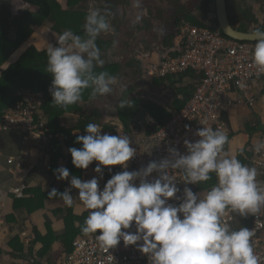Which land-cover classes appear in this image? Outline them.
I'll list each match as a JSON object with an SVG mask.
<instances>
[{
	"label": "clouds",
	"instance_id": "1",
	"mask_svg": "<svg viewBox=\"0 0 264 264\" xmlns=\"http://www.w3.org/2000/svg\"><path fill=\"white\" fill-rule=\"evenodd\" d=\"M83 29V36L64 31L58 46L48 44L46 49L47 72L53 77L49 91L53 104L63 108L83 102L85 90L90 89L89 99L95 100L110 94L117 84L114 75L95 71L105 63L96 43L98 37L114 34L106 15L90 10ZM250 39L256 41L253 64L264 73V30L256 29ZM117 44L114 39L113 47ZM86 132L76 140L83 147L69 149L76 168L86 170L96 161L94 171L100 179L101 166H121L125 170L113 175L103 190L95 177L82 181L73 176L69 180L70 172L65 167L55 174L57 180H68L71 188L78 190L79 200L90 210L81 231L94 234L102 249L115 248L123 240L126 247L137 245L148 256L149 264H260L254 248L255 231L247 227L233 230L224 217L229 211L241 217L258 216L264 210V182L258 181L255 167L225 151L230 141L224 132L204 126L196 132L199 140H185L187 154L169 148L168 158L152 161L138 171H127L128 162L136 155L127 135H102L101 125L93 122L86 125ZM261 149L264 142L255 145L257 152ZM173 170L180 171L185 185L178 206L169 203L180 199ZM153 173L157 176L149 180ZM213 173L217 183L206 192L194 193L187 187L210 181ZM48 198H58L68 207L75 199L71 189L60 193L55 188ZM133 224L135 232L125 231Z\"/></svg>",
	"mask_w": 264,
	"mask_h": 264
},
{
	"label": "crops",
	"instance_id": "2",
	"mask_svg": "<svg viewBox=\"0 0 264 264\" xmlns=\"http://www.w3.org/2000/svg\"><path fill=\"white\" fill-rule=\"evenodd\" d=\"M13 2L17 6L16 1ZM259 24L261 25V22ZM165 30L167 31L163 32H173L176 36L177 31L166 28ZM110 33L112 32L103 34L107 36ZM182 42V37L178 33L173 40L169 39V42L160 43L162 51L160 54H158L159 50H152L146 58L136 57L140 63H136L138 65L137 76L143 81V84L146 85L144 81H147L148 95H145L143 91L137 93L135 84L129 81H127L128 87L124 89L125 77L127 78L128 71L132 70L133 66L130 63L133 62L130 61L129 65H127L128 62L123 64L118 60L120 57L116 59L117 55L115 56L112 50L114 47H111L101 50L105 63L103 67H97L105 69L108 66H116V71L111 75L117 77V84L113 86V91L110 94L90 100L91 90H85L83 96L87 99L79 104L78 110L67 111L63 115V124L58 127L55 125L56 113L49 112L43 107L41 115L48 125V133L41 138L24 135L20 132L0 134V264H49V262L52 263L51 257L55 252L65 250L61 241L55 243L52 250L41 261L40 251L43 246L34 244L38 236L47 240L62 239L66 235L65 220L69 213H72L77 220L82 221L86 219L90 211L83 206L78 198V190L71 188L68 180H57L55 170L61 167L67 168L70 172L69 180L75 176L83 181L87 173H91L92 177H100V174L94 171L98 162L94 161L86 170L78 169L72 166V157L69 152L70 148L83 147L76 140L78 136L87 135L86 125L90 122L101 125L102 135L118 136L123 133L133 139L143 140L151 134V127L158 125L159 122L153 114L135 102L140 97L154 102L166 111L176 112L179 96L174 89H196L200 75L190 73L185 75L183 80L180 79L181 76L169 77L164 80L150 76L149 71L154 64L177 56L181 50ZM15 55L16 53L3 65L0 75L10 65L16 63L13 59ZM130 59L134 60L132 57ZM254 90L255 106L250 105L236 90L224 97L228 106L224 122L230 130V136H228L230 143L225 145V151L236 156L243 164L255 167L258 171V181L264 182V168L258 167L254 162L257 153L255 145L264 140V80L256 81ZM126 96H128L127 102L124 103ZM162 97L167 99L162 101ZM130 102L134 105L132 111L127 110V105ZM121 103L124 104V107H120ZM144 113H146L145 120H142ZM63 128L70 132V135H65L60 131ZM10 160H13L12 164L9 163ZM152 161L154 160H150L149 156H146V163L138 170L146 167ZM101 167L104 180L120 172L119 166H113L111 169ZM135 183L138 185L139 180ZM216 183L217 179L215 178V181L213 179L199 185H187V187H190L194 193H200L206 192ZM184 187V184L179 187L182 198ZM52 188L57 189L60 193L71 189V195L75 198L73 206L64 205L58 198L49 199L48 193ZM14 190H21L22 194L15 195ZM23 199H32L36 206L30 205L29 207L27 204H23ZM75 226L76 229H79L80 222H76ZM240 227L253 229L252 224L247 223L236 214V222L231 226V229L237 230ZM262 239L264 240V235ZM31 256L34 258L33 261H31ZM16 257H21L18 259L21 261H12ZM62 261L63 258L58 264H65V259Z\"/></svg>",
	"mask_w": 264,
	"mask_h": 264
},
{
	"label": "built area",
	"instance_id": "3",
	"mask_svg": "<svg viewBox=\"0 0 264 264\" xmlns=\"http://www.w3.org/2000/svg\"><path fill=\"white\" fill-rule=\"evenodd\" d=\"M180 36L183 45L179 54L154 64L149 75L166 79L188 73L199 74L195 94L183 110L173 115L165 127L149 134L145 139H133L127 134H119L127 135L132 140L131 147L136 149V155L128 162L127 171H138V168L146 163V156L156 162L168 158L169 148L187 154L185 140H199L196 132L204 126L212 127L213 130L219 129L230 136V130L224 122L228 108L224 97L228 93L236 90L250 105L256 104L254 83L264 80V73L259 72L253 64L252 54L256 42L235 40L218 28L215 30L199 27L188 21L181 26ZM43 104L42 93L24 91L21 101L3 116L0 133L20 132L38 138L45 136L48 133V125L41 115ZM254 162L258 167L264 168V149L256 153ZM9 163L12 164L13 160ZM119 170L122 172L125 169L119 166ZM172 174L180 187L183 184L180 171L173 170ZM156 176L157 174H153L149 180ZM92 178V174L87 173L83 181ZM95 178L99 180L100 190H103L106 185L104 179ZM13 192L18 196L22 194L21 190ZM177 196L180 197L179 200L174 199L169 203L178 206L182 197L180 193ZM242 219L253 226L254 248L260 256V264H264V210L258 216L249 215ZM224 222L231 228L236 222V214L229 211L224 217ZM125 231L135 232V224ZM65 264H149V259L138 250L137 245L126 247L123 240L115 248L102 249L93 234L74 242L72 252L65 258Z\"/></svg>",
	"mask_w": 264,
	"mask_h": 264
},
{
	"label": "trees",
	"instance_id": "4",
	"mask_svg": "<svg viewBox=\"0 0 264 264\" xmlns=\"http://www.w3.org/2000/svg\"><path fill=\"white\" fill-rule=\"evenodd\" d=\"M91 1L99 3L101 0H67L64 6L58 0H25V3L30 6V9L28 8L26 11L19 13V15L15 17L10 13H4L0 10V70L3 65H5L9 59L20 49V47L31 37L34 29L42 27L48 21V19L54 22L56 26L55 28L59 34H62L66 30H71L74 34L83 36V25L85 23V17L87 13L81 9L89 5ZM107 1L109 2L110 7H112V9L108 11L109 16L111 17L113 14L115 16V12H118V10H116L117 5H119L121 0ZM194 1L195 2L190 3V8H185L183 6L178 8V12H176V24H178L180 27L183 25V20H186V22L189 21L196 26L210 27L216 30L217 27L207 24L208 22L212 23L209 17L211 15V9H209V0ZM194 12H200L201 19L193 16ZM145 17L147 18V16ZM163 19H165V15H163ZM242 19H250V21H252L251 18L248 17L241 18L239 21L241 22ZM113 21V29L115 33H110L107 36L101 34L96 41L98 47L101 50L113 47L114 39L117 40L120 45L123 44V41L121 40V35H123L121 32L122 26L119 24V19L114 17ZM256 23L260 22L257 20ZM177 34L178 32L176 33V36ZM166 35L171 40L176 37L173 32H168ZM115 69L116 66H108L105 69L96 68L95 71L97 73L101 71H107L111 75L114 73V71H116ZM184 77L185 75L181 76L180 79L183 80ZM52 81V75L47 72V53H40L35 48H31L26 54L22 55L15 64L10 65L0 75V122L2 121L5 113L14 108L21 101L22 93L24 91H31L35 93H42L44 95L43 107L49 112L56 113L54 118L56 119L55 125H57V127L62 125L63 115L67 111H70V109L78 110L80 103L67 108L54 105L53 97L49 91V89L52 87ZM174 91L179 96V100H177L176 104V112H180L182 108L186 106L191 100V98H193L196 89H174ZM180 97L182 98L180 99ZM127 98L128 96H126V99H124V103L127 102ZM85 99L87 98L83 96V101H85ZM135 102L139 103L143 109L153 114V116L158 120V125L151 127V133L159 131L168 122H170L175 112L173 111L171 113L166 111V109L156 105L154 102L149 100L147 101V99H144L143 97H140ZM133 106V103L130 102V104L127 105V110L132 111ZM60 131H62L65 135H70V132L65 131L64 128L60 129ZM72 166H74L73 163ZM112 176H109L108 178L111 179ZM215 178L216 176L213 173L211 180L214 179L215 181ZM109 179L104 180L105 184ZM23 204H27L29 207L30 205L36 206V203L34 204L32 199H23ZM84 221L85 219L82 221L77 220V218L74 217L72 213H69L68 218L65 220L66 235L62 239L58 240L51 238L47 240L38 236L36 243L34 244L43 246V249L40 251L41 261L52 250L53 245L60 241L62 242L65 250L55 252L51 257L52 263L49 262V264H58L61 261V258H63L64 261L66 256L72 252L73 243L77 239L90 236L84 235L81 231V226H83ZM76 222H80L79 229H76ZM20 258L16 257L12 259V261H21L18 260ZM33 259V256H31V261H33Z\"/></svg>",
	"mask_w": 264,
	"mask_h": 264
},
{
	"label": "rangeland",
	"instance_id": "5",
	"mask_svg": "<svg viewBox=\"0 0 264 264\" xmlns=\"http://www.w3.org/2000/svg\"><path fill=\"white\" fill-rule=\"evenodd\" d=\"M58 1L62 3L63 6L65 5L66 0ZM191 2L195 1L121 0L119 2V5H117L116 8L118 12H115V17L119 19V24L122 26L121 32L123 35H121V40L123 41V44L120 45L118 43L112 50L115 56H118H116V59L120 57L118 60L123 62V64L124 62H128L127 65H129L130 61L133 62L130 63V65L133 66L132 70H129L127 78L125 77L124 89L128 87L129 83H127V81H129L130 83L135 84L134 87L136 88L137 93L143 91L145 95H148V89L146 88L148 85L147 81H144L146 83L145 85L137 76L138 65L136 63H140L138 59L136 60V57L146 58L148 53L152 50H159L160 52L158 54H160L162 52L160 43L167 42V38L161 34L163 31H167L165 28L171 29L172 26L175 25L176 17L174 14L178 12V8L181 6L190 8ZM15 4L17 6L14 5L13 0H0V10L4 13H10L15 17L19 15V13H23L26 8L30 9V6L24 2L16 1ZM99 4L102 6L101 1ZM99 4L91 1L89 5L80 9L84 10L88 14L90 10L99 9ZM229 6L233 19H238L239 17H250L251 19H257L262 25L264 24V0H229ZM211 7V21L213 20L214 24L211 22L206 23L217 27L216 20L214 18V0H212ZM144 8H147L148 12L150 11L149 14L147 10H144ZM163 15H165V19H163ZM145 16H147V18ZM193 16L201 19L200 12H194ZM112 22L114 24L113 20ZM239 26L242 30L251 32H254L258 28L260 29L261 27L248 21H244L242 24H239ZM55 27L54 22L48 19L44 26L34 29L31 37L16 52V55L13 58L14 61L17 62V60L22 55L26 54L31 48H35L38 52L42 53L46 52L48 44L58 46L57 40L60 34L57 32ZM130 57L134 58V60L130 59ZM166 99L167 98L162 97L161 100L165 101Z\"/></svg>",
	"mask_w": 264,
	"mask_h": 264
},
{
	"label": "water",
	"instance_id": "6",
	"mask_svg": "<svg viewBox=\"0 0 264 264\" xmlns=\"http://www.w3.org/2000/svg\"><path fill=\"white\" fill-rule=\"evenodd\" d=\"M216 15L219 22L220 30L228 37L245 42H256L250 39V36L253 32H244L236 29L231 22L229 15V5L228 0H214ZM106 19L109 21L111 26H113V22L110 21L108 17ZM146 113H144L142 120H145Z\"/></svg>",
	"mask_w": 264,
	"mask_h": 264
},
{
	"label": "flooded vegetation",
	"instance_id": "7",
	"mask_svg": "<svg viewBox=\"0 0 264 264\" xmlns=\"http://www.w3.org/2000/svg\"><path fill=\"white\" fill-rule=\"evenodd\" d=\"M13 1H19V2H24L25 3V0H13ZM209 9H211L212 7H211V5H212V0H209ZM26 4V3H25ZM97 4H99V3H97ZM101 4H102V6L100 5L99 6V9H97V10H99V11H101V13L102 14H108V11L110 10V9H112V7H110V4H109V2L107 1V0H101ZM228 5H229V0H228ZM93 6V5H92ZM141 6V5H140ZM214 7H215V2H214ZM144 10H147V8L145 9L144 8ZM147 12H148V10H147ZM150 12V11H149ZM149 12H148V14H149ZM211 14H212V9H211ZM229 15H230V19H231V22H232V24L234 25V27L236 28V29H238V30H240V31H244V32H251V31H245V30H242L241 28H240V26H239V24H242L244 21H248V22H250V23H254V24H256L257 26H261L259 23H256V21H257V19H255V18H253V19H251L252 21H250V19H247V20H244V19H242V21L240 22L239 21V19H241L242 17H239L238 19H233L232 18V16H231V12H230V6H229ZM174 16L176 17V13L174 14ZM106 17H108L109 19H110V21H112L113 20V18L115 17L114 16V14L113 15H111V17L109 16V14L108 15H106ZM210 17V19H212V16L210 15L209 16ZM215 20H216V25H217V28L218 29H220L219 28V22H218V19H217V15H216V9H215ZM248 18H250V17H248ZM209 19V20H210ZM184 21H186V20H183V22L182 23H184ZM189 22V21H188ZM212 23L214 24V22H213V20H212ZM182 25V24H181ZM214 26V25H213ZM171 29H173L174 31H177L178 33H179V35H180V30H181V26L179 27V25L178 24H176V20H175V25L174 26H172V28ZM170 29V30H171ZM260 29H264V24L260 27ZM161 35H163V36H165L166 38H167V42H169V37L166 35V33L165 32H163Z\"/></svg>",
	"mask_w": 264,
	"mask_h": 264
}]
</instances>
